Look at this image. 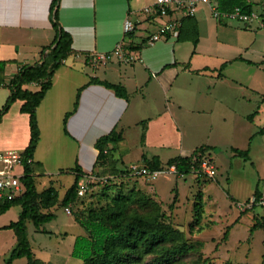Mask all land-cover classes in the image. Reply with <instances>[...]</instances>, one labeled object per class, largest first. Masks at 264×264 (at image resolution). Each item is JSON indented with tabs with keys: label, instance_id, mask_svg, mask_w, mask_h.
Instances as JSON below:
<instances>
[{
	"label": "crops",
	"instance_id": "1",
	"mask_svg": "<svg viewBox=\"0 0 264 264\" xmlns=\"http://www.w3.org/2000/svg\"><path fill=\"white\" fill-rule=\"evenodd\" d=\"M152 1H57V23L58 26L70 33L73 51L54 72L52 85L37 107L40 138L33 155V160L37 162L35 178L45 174L44 170L49 171L52 168H62V166H66L65 170L72 172L75 178L74 166L76 164L83 171V176H92L93 165L98 154L95 142L98 137L113 128L122 131L124 139L122 143H125L127 135L131 132V127L135 128L138 156L141 154L148 157L157 155L160 158L159 151L164 149L178 150L177 154L170 157L188 155L199 145L189 147L186 144L184 125L181 123L182 119L179 118V114L181 115L187 110V106L184 105L185 101L188 104H193L190 105V109L188 107L187 112L194 113L197 109L194 102L198 101V94L207 96L211 94L212 87L224 84L226 81H231L236 85L239 82L237 79H228L227 77L226 69L229 63L239 60L255 66L257 69H263L264 50H259V55L252 59L243 56L244 50L246 52L250 47L245 49L244 45H239L238 53L232 54L220 62L219 67L228 60L222 67L221 75L215 71L214 74L209 72L217 67L206 64L203 55L207 56L212 51H217L222 39L213 38L214 35L209 32L203 33V28L207 29L210 25L214 31H217L220 24L225 28L232 25V18L218 19L212 14V6L222 11L229 10L218 7L220 0L202 2L196 13L184 21L183 30L185 31L188 30L191 23L197 24L198 41L196 45L186 46L190 40L179 39L178 31L177 37L174 39L159 40L153 45L144 44L140 49L132 50L136 54V59L133 61L125 62L114 58L106 63L91 62L89 54L110 51L123 38L122 25L126 16L132 18L136 23L134 32L128 38L129 42L139 43L146 36L149 37L157 31L165 18L152 17L140 11L144 5ZM250 1L253 2V11L259 14L264 13V0ZM260 1H262L263 10L258 12L254 4L260 3ZM51 4L52 0H0V60L6 61L0 77V108L9 95L6 85L9 78L13 76L19 66L41 61L42 48L51 44L55 38ZM211 18L215 19L216 25L213 24ZM255 23L264 26L260 21ZM233 25L239 26L235 23ZM244 27L246 29L249 25H244ZM234 31H239V28H235ZM185 33L187 34L184 38H187L188 32ZM260 38L254 34L257 43L260 42ZM199 56L202 57L201 62L203 61V63L196 65L195 61ZM185 71L193 74L215 75V77L213 80L207 79L202 87L195 84L194 79L180 81L178 77ZM91 78L122 84L126 88V96L116 94L113 88L100 82H93ZM262 85L255 86L252 83H246L247 88L255 92L257 96L254 108L257 109V112L251 120L247 118L249 113L244 116L237 114L236 108L225 101L224 94L219 97V102L225 109L222 118L226 121V127L229 130L235 133L241 126L240 119L254 121L263 115L264 89L260 88ZM26 86L36 89L38 85L30 83ZM233 97L236 101L237 95H233ZM241 97H247L248 100L251 98L246 94ZM21 103L20 99L14 100L0 119V150L22 151L28 143L29 118L26 112L20 110ZM148 105H152L154 108L152 109ZM142 120L144 126L140 122ZM259 130L248 134L247 147L257 134L264 133V128L261 132ZM142 132L143 141L141 144ZM201 144L213 146L214 149L210 156L215 164L214 154L217 144L215 142H201ZM232 155L235 154L232 153ZM20 168L18 172H15L18 175L22 173L21 165ZM216 172L217 165L215 164V175ZM176 174L180 176V174ZM83 176L80 178V182ZM44 188L46 187L41 189ZM262 191L264 188L261 189ZM62 196L59 195V197ZM237 202L240 201L236 200L235 203ZM9 212L17 218L19 207H10L0 215V218ZM7 223L9 222L4 224ZM4 224L2 223V225Z\"/></svg>",
	"mask_w": 264,
	"mask_h": 264
},
{
	"label": "rangeland",
	"instance_id": "2",
	"mask_svg": "<svg viewBox=\"0 0 264 264\" xmlns=\"http://www.w3.org/2000/svg\"><path fill=\"white\" fill-rule=\"evenodd\" d=\"M262 1H260L261 4H254L258 12L263 10ZM212 20L216 25L215 19ZM255 22L258 21L255 20L254 23L249 24L232 19V25L227 28L221 24L217 31H214L210 25L207 29L203 28V33L209 32L214 35L213 38L222 39L217 51H212L207 56L203 55L206 64L217 67L214 70L211 69L210 73L214 74L215 71L219 75L222 70L218 68L220 62L238 53L239 45H244L245 49L250 47L248 51L244 50L243 56L252 59L259 55V50H264V26H259ZM234 23L239 26H234ZM262 23L264 25V21ZM244 25H249V27L245 29ZM235 28H239V31L235 32ZM254 34L261 37L259 43L254 39ZM191 45L193 46L192 40L186 46ZM197 58L196 65L203 63L201 62L202 57ZM226 73L228 79L235 78L239 82L235 85L231 81H226L224 84L212 87L211 94L207 96L198 94V101L194 102V106L197 107L196 111L187 112L188 107L190 109V105L193 104L185 101L184 105L187 106V110L179 114V118L182 119L181 123L184 125L187 146L200 145L201 142L217 144L214 154L217 172L213 179L194 180L190 174L178 176L171 172L169 166L172 163H169L167 159L177 154L178 150L169 149L159 151L162 164L159 167V175L154 179L131 175L128 172L131 163L143 164L145 162L143 154L138 156L135 128L131 127L125 143H122L124 141L122 135L119 144L107 148V154L111 159L108 167L111 170L117 166L116 171L108 172L107 166L104 168L102 166L105 162L100 163L101 166L97 172L91 173L92 176H83L81 184L85 190L83 194H79L75 204L70 206L55 204L50 208L55 213V217L42 223L40 227H36L31 220L26 221L27 235L35 257L52 264H82L80 258L71 254L75 236L85 233L74 215L81 211L86 212L89 207L105 202L110 196L118 193L129 194L139 190L150 197L152 203L149 204L150 206L138 204L134 206L139 209L145 208L148 213H158L161 220L170 222L173 227L182 230L190 241L202 242L199 248L213 264H223L226 261L234 264H264V228H257L250 234L252 223L255 220H262L264 209L261 205H254L252 208L247 207L245 211L238 206V202L234 201L246 202L256 189L261 191L264 188V133L257 134L250 141L247 160L236 155L230 146L246 148L249 135L264 125V113L254 121L240 119L241 126L234 133L226 127V121L222 118L225 109L219 102V97L224 94L225 101L236 108L237 114L244 116L253 111L256 107L257 96L255 92L247 88L246 83H252L255 86L262 85L264 66L263 69H257L255 66L238 60L228 64ZM214 77L215 75L193 74L185 71L180 73L178 78L180 81L194 79L195 84L203 87L207 79L213 80ZM260 88L264 89V84ZM244 94L251 98L248 100L247 97H241ZM233 95H237L236 101L234 97L232 98ZM149 107L154 108L152 105ZM140 122L144 126L143 121ZM142 141L143 132L140 143ZM213 149L212 147L205 150L204 153L209 152L210 155ZM65 167L44 170L45 174L36 178L38 188L41 189L53 183L59 195H63L74 179L73 173L66 171ZM20 169V165H15L13 171L18 172ZM4 192L7 194L6 190ZM196 200L203 202L204 211L199 224L190 230ZM67 209H70L69 213ZM11 214L9 212L0 218V225L15 220L16 218ZM226 229L227 234L224 236ZM15 244L16 239L12 230L0 228V264H6L7 256ZM196 254L197 252L190 251L184 256V260L190 261L196 257ZM12 264H26V258L17 257Z\"/></svg>",
	"mask_w": 264,
	"mask_h": 264
},
{
	"label": "trees",
	"instance_id": "3",
	"mask_svg": "<svg viewBox=\"0 0 264 264\" xmlns=\"http://www.w3.org/2000/svg\"><path fill=\"white\" fill-rule=\"evenodd\" d=\"M57 1L52 0L51 4L52 24L56 32L53 42L42 48L41 61L19 66L18 70L9 78L6 82L9 95L0 108L1 119L12 102L20 99L22 102L20 110L26 112L29 118V140L21 151L20 164H18L22 166V173L19 175V179L24 185V190L17 195L0 196V215L10 207H19L17 218L0 226V228L11 229L16 239L15 246L7 256L6 264H12L17 257H25L26 264H52L35 257L27 235L26 221L31 220L36 227H40L42 223L55 217V213L50 209L52 206L55 204L70 206L75 204L79 198L78 188L83 171L78 164L74 166L76 171L75 178L62 197H59L58 190L53 185L39 190L35 178L37 162L33 160V155L40 138L37 107L52 85L54 72L73 51L70 33L58 26L57 23ZM236 5L240 6L243 12L250 13L253 11V2L250 0H220L218 3L220 9H231ZM260 15L263 16L264 20V13H260ZM191 17L183 18L178 30V38L192 40L193 44L196 45L198 41L197 24L191 23L188 30H183L184 21ZM135 28L136 23L134 29L124 33L122 39L124 46L128 50L135 51L147 43L148 36L139 43L128 41ZM185 32H188L187 38H184L187 34ZM227 62L228 60L224 61L219 69L221 70ZM5 64V60H0V77ZM32 81L37 82L38 86L36 89L26 86ZM91 81L103 83L113 88L116 94L126 96V88L120 83L102 81L97 78H91ZM256 112L257 109H254L247 115V118L251 120ZM263 128L261 127L259 132ZM121 140L122 131L116 128L97 138L95 146L98 149V154L92 172H97L101 166L100 163L103 162H105V165L102 166L103 168L107 166L108 172L116 171L117 166L111 170L108 167L111 159L109 154H107V148L119 144ZM212 147L207 144H201L190 154L175 155L169 157L167 161L176 166L179 174H187L193 166L198 165L201 156L209 153H204V151ZM232 150L236 155L242 156L244 159L249 158V146L244 149L232 147ZM142 157L145 160L143 164L149 168H159L162 164L161 159L157 155L148 158V156L143 154ZM254 194L259 196L261 191L256 189ZM151 203L150 197L137 190L129 194L118 193L110 196L105 202L89 207L86 212L76 213L74 218L83 227L85 233L75 236L71 254L80 258L82 264H213L208 260V257L203 255L200 249L202 242L190 241L182 230L173 227L170 222L161 220L158 213H148L145 208L139 209L134 206L135 204L150 206L149 204ZM202 203L198 200L194 203V218L190 223V230L195 225H198L202 218L204 211ZM262 207L264 209V205ZM246 209L248 208L246 207L243 210L246 211ZM257 228H264V215L261 221L255 220L252 223L250 234ZM226 234L227 229L224 232V236ZM190 251L197 252L196 257L190 261H185L184 256ZM223 264L234 263L226 261Z\"/></svg>",
	"mask_w": 264,
	"mask_h": 264
},
{
	"label": "built area",
	"instance_id": "4",
	"mask_svg": "<svg viewBox=\"0 0 264 264\" xmlns=\"http://www.w3.org/2000/svg\"><path fill=\"white\" fill-rule=\"evenodd\" d=\"M205 1L210 0H153L151 3L144 5L140 9L141 12L146 15L165 18V20L159 25L158 30L148 37L146 44L153 45L159 40L168 41L176 38L183 18L193 16L199 5ZM212 14L218 19L232 18L248 23L253 20H258L261 23L264 21L259 13L255 11H251L250 13L243 12L241 7L237 5L229 10L223 11L212 6ZM134 26V20L129 16H126L122 25L123 33L132 31ZM122 39L119 40L110 51L93 52L92 54H89L91 62L95 64L106 63L114 58L125 62L135 60L136 54L124 46ZM31 83L37 85V82L35 81H32ZM20 155L21 151L15 149L0 150V196L17 195L24 190V185L20 181L19 175L13 171L14 166L20 164ZM169 169L171 172L179 174L174 164H171ZM128 172L131 175H141L148 179H154L159 175L160 170L159 168H149L144 164L134 162L129 165ZM188 174H190L192 178L198 180L213 179L215 177V164L209 153H205L201 156L198 165L193 166L187 174L180 173V175ZM5 190L7 191V194H5ZM84 190L85 189L80 182L78 194H83ZM254 204L261 206L264 205V191H262L259 196L252 194L246 202H238V206L241 209L251 207ZM67 212L69 213L70 209H67Z\"/></svg>",
	"mask_w": 264,
	"mask_h": 264
}]
</instances>
